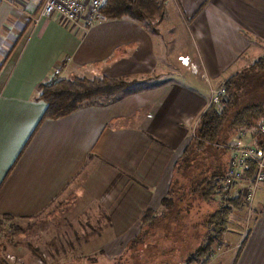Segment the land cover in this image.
Listing matches in <instances>:
<instances>
[{
    "label": "crops",
    "instance_id": "1",
    "mask_svg": "<svg viewBox=\"0 0 264 264\" xmlns=\"http://www.w3.org/2000/svg\"><path fill=\"white\" fill-rule=\"evenodd\" d=\"M43 4L0 0V216L18 223L43 218L62 195L82 187L106 208L119 235L166 195L173 152L182 149L215 87L198 88L199 75L218 86L228 69L264 54V0H168L147 26L131 18L65 24L56 13L36 23ZM161 37L187 42L163 56ZM171 58L175 69L164 67ZM166 70H185L191 81L169 76L113 104L59 118L47 117L48 103L38 98L51 78L105 74L141 83ZM226 233L208 264H264V190L251 207L234 212Z\"/></svg>",
    "mask_w": 264,
    "mask_h": 264
},
{
    "label": "trees",
    "instance_id": "2",
    "mask_svg": "<svg viewBox=\"0 0 264 264\" xmlns=\"http://www.w3.org/2000/svg\"><path fill=\"white\" fill-rule=\"evenodd\" d=\"M167 2L168 0H108L102 12L108 19L131 18L147 26ZM262 71L264 54L243 72H236L221 82L220 86L225 87V94L219 103L212 102L207 106L182 146L175 165V168L178 167L177 176L171 181L169 195L163 198V208L173 206V187L176 184L177 187L181 186L182 202H188L189 197H196L204 203L214 205V208L205 221L207 230L199 245L184 257L181 255V260L174 264H208L211 259L207 255L224 242L234 212L246 206L242 187L239 185L232 197L223 195L221 179L227 172L230 157V150L224 145L240 138L246 145L264 148V132L260 128L264 120L263 97L255 101L243 96V105H239L240 88L245 83L243 80L249 79L253 72ZM132 82L133 79L128 77H110L105 74L51 78L39 86L38 98L48 103L47 117L59 118L99 103L92 102L95 96L112 95L108 102L119 100L123 95L122 91L131 86ZM255 172V162L248 159L244 181H253ZM159 214L154 209H145L140 219L141 224L145 226L154 223ZM15 219L8 214L0 216V233L7 238L14 239L26 231ZM35 252L42 256L38 249Z\"/></svg>",
    "mask_w": 264,
    "mask_h": 264
},
{
    "label": "rangeland",
    "instance_id": "3",
    "mask_svg": "<svg viewBox=\"0 0 264 264\" xmlns=\"http://www.w3.org/2000/svg\"><path fill=\"white\" fill-rule=\"evenodd\" d=\"M108 19V18H107ZM105 20H101L102 23ZM165 48L162 55H166L173 47L174 43L184 42L187 40H165L161 37ZM177 46L176 48H180ZM264 52V49H262ZM262 56V53L259 54ZM258 55L259 58L260 56ZM254 58V59H256ZM180 59V57H179ZM253 60V59H252ZM249 63L239 64L227 72L230 77L236 72H243L251 65ZM176 63L172 58L168 61L166 68L175 69ZM184 69V68H183ZM174 73L166 70L161 79H148L147 82L134 84L121 94L134 91L136 89L151 86L159 83L160 80L174 76V80L188 82L191 78L186 71L179 70ZM254 73V72H253ZM251 73L249 79L243 80L244 85L240 88L239 105H243V96L257 100L264 99V71L260 73ZM68 76V74H66ZM252 76V77H251ZM254 76V77H253ZM198 88L208 89L211 83L219 87L221 83L201 78L199 75ZM201 79V81H200ZM226 79V78H225ZM224 79V80H225ZM222 80V82L224 81ZM112 95L95 96L92 102H107L113 104L116 101L108 102ZM123 96L120 97L122 99ZM254 101V100H252ZM198 121V119H197ZM197 121L189 128L192 133ZM188 133V134H190ZM182 149L178 148L173 152L171 167V180L177 176L178 167L175 168L177 159ZM91 162L83 171L90 170ZM82 173H80L81 175ZM180 184L183 182H179ZM170 188V186H168ZM187 187V186H183ZM82 188V187H81ZM80 187H75L72 194L66 193L48 210L51 213L45 214L44 217H35L33 220L28 218L20 219V225L26 229L16 238L10 239L0 233V263L2 264H165L174 263L181 260L190 250L195 249L203 234L206 233V223L209 213L213 210L214 205L204 203L196 197H189L188 202H182L181 186L177 184L173 187L174 204L170 208H163L162 201L165 196L169 195V188L166 195L160 200L155 207L159 216L152 224L143 226L141 218L136 220L128 231L115 235V231L104 207L98 206L97 201L90 199L87 193L84 194ZM73 189V188H72ZM71 189V190H72ZM263 190V189H261ZM195 198V199H194ZM245 208V206H244ZM46 212V211H45ZM243 217V236L246 234V226L253 220V215ZM48 216V218H46ZM42 219V220H40ZM240 232L237 235H240ZM227 234V233H226ZM228 245L226 242L223 246ZM34 249V250H33ZM42 253L40 256L35 252ZM216 254L218 248L215 247ZM217 257V256H216ZM215 257V258H216ZM219 259V258H218ZM215 261H219V260Z\"/></svg>",
    "mask_w": 264,
    "mask_h": 264
},
{
    "label": "built area",
    "instance_id": "4",
    "mask_svg": "<svg viewBox=\"0 0 264 264\" xmlns=\"http://www.w3.org/2000/svg\"><path fill=\"white\" fill-rule=\"evenodd\" d=\"M108 0H44V4L38 15L35 17L36 23L42 18L52 14H57L60 21L65 24H76L83 22L85 26H93L95 23L105 20L102 12L103 7ZM185 65H188V57L180 56ZM61 69L55 70V75H59ZM225 94V87H212L209 103H219L221 97ZM264 132V120L260 126ZM243 134V131L241 132ZM219 145V144H218ZM230 150V157L227 172L223 179L224 197H232L234 189L242 187L243 200L246 206L251 207L255 201L260 189L264 190V148L254 145H246L243 140L236 138L233 142L224 145ZM251 159L256 164V172L253 181H244V170L247 166V160ZM216 249L213 248L207 255L209 259H214Z\"/></svg>",
    "mask_w": 264,
    "mask_h": 264
},
{
    "label": "bare ground",
    "instance_id": "5",
    "mask_svg": "<svg viewBox=\"0 0 264 264\" xmlns=\"http://www.w3.org/2000/svg\"><path fill=\"white\" fill-rule=\"evenodd\" d=\"M188 65H189V63H188Z\"/></svg>",
    "mask_w": 264,
    "mask_h": 264
}]
</instances>
